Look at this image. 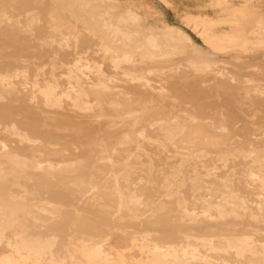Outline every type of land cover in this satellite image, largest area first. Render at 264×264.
Masks as SVG:
<instances>
[{"label": "bare ground", "instance_id": "6f19581e", "mask_svg": "<svg viewBox=\"0 0 264 264\" xmlns=\"http://www.w3.org/2000/svg\"><path fill=\"white\" fill-rule=\"evenodd\" d=\"M203 3L0 0V264H264V0Z\"/></svg>", "mask_w": 264, "mask_h": 264}, {"label": "rangeland", "instance_id": "374dc122", "mask_svg": "<svg viewBox=\"0 0 264 264\" xmlns=\"http://www.w3.org/2000/svg\"><path fill=\"white\" fill-rule=\"evenodd\" d=\"M155 1H160V0H155ZM172 1L177 4L176 7H164V8H165V10H166V12H167V14L169 16L170 21L172 23H174L175 25H178V26L188 27V25L185 22L180 20L181 17L185 14L184 10H189L191 13H194V14H197V13L198 14H206V13H208L207 15H212V16H216L219 13V11L217 9L213 8V7H205L206 3L202 4L203 0H199V1H197V0H172ZM34 7H35V5L31 4V8H34ZM186 7H187V9H186ZM45 8H46V10L49 9L48 2L46 4ZM17 9L18 8H16V9L12 8L11 9V10L14 11L13 13L15 15H18L19 13H21V14L25 13L24 10H22V9L17 10ZM262 12L264 14V11H262ZM222 27H224V26H221L220 29ZM187 30L189 32H191L194 35V37L197 38V41L199 43H201V44L203 43L202 40L198 39V37L195 35V32H193V30H191V29H187ZM44 55L46 57V56H48L50 54H44ZM39 56H41V55H39ZM251 58L256 60V59H260L261 56H257L256 58H254V57H251ZM255 60H254V62H255ZM190 71L191 70H187V69H184L182 71L180 77H178L179 83H181L184 80V78L191 73ZM49 111L53 112V113L54 112H58L59 113L58 109L49 108ZM259 122H261V120H258V122H256V125L246 124L244 126L246 128H248V129H254V128L260 127L259 126L260 125ZM114 234H116V233H114ZM112 242H113V244H115L117 246L126 245L125 240L122 237L118 236V235H113V241ZM0 252H6V249L5 248H1Z\"/></svg>", "mask_w": 264, "mask_h": 264}]
</instances>
